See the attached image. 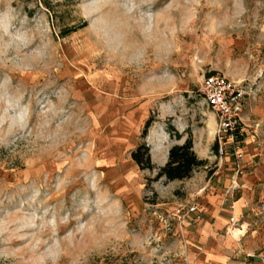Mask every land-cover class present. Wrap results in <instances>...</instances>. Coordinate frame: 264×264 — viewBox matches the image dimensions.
<instances>
[{
	"label": "rangeland",
	"instance_id": "rangeland-1",
	"mask_svg": "<svg viewBox=\"0 0 264 264\" xmlns=\"http://www.w3.org/2000/svg\"><path fill=\"white\" fill-rule=\"evenodd\" d=\"M211 73L250 94L245 173L247 137L264 152V0H0V264H264V199L230 211ZM188 136L205 164L153 180Z\"/></svg>",
	"mask_w": 264,
	"mask_h": 264
},
{
	"label": "built area",
	"instance_id": "built-area-1",
	"mask_svg": "<svg viewBox=\"0 0 264 264\" xmlns=\"http://www.w3.org/2000/svg\"><path fill=\"white\" fill-rule=\"evenodd\" d=\"M199 95L215 117V140L219 155L229 152L235 161H239L243 157L240 136L244 99L246 95H250L249 92L225 75L211 73L204 77ZM236 189L237 185L233 183L230 191L233 193Z\"/></svg>",
	"mask_w": 264,
	"mask_h": 264
},
{
	"label": "crops",
	"instance_id": "crops-1",
	"mask_svg": "<svg viewBox=\"0 0 264 264\" xmlns=\"http://www.w3.org/2000/svg\"><path fill=\"white\" fill-rule=\"evenodd\" d=\"M255 112L258 115L264 116V112ZM245 126L246 124L243 121L242 135L240 136L242 143L244 142ZM258 140H260V138L255 137L254 135H252L251 137H247L245 149L248 153H252V156L253 158H255V160H250L249 158L245 160V162L248 163L245 166L247 167V171L245 173H243V170L241 171L240 165L237 164V162H235V159L233 158L234 161L232 163L234 166L231 167V169H233L234 172H230V177L227 179L226 185H230L232 183L237 182L238 190H240L241 192V194L236 198V200L233 201V205L230 208L231 213L234 214L236 217H238L243 211L246 212L247 208L250 209V207L245 206L248 203V200L250 199V195H253L254 197H261V199H264V152L259 147L261 146V143L259 144ZM168 149L169 147H167L166 151H164V160L162 162L167 159ZM239 173L243 174L240 178L238 177ZM225 192L227 193L228 190L226 189ZM262 203H264V201ZM224 210H228L227 204L220 203V205H216L213 208V211L216 212V214L224 212ZM215 221L216 222L214 225L216 227L225 226L226 221L222 217L216 219ZM247 229L248 225H245L244 222V224L242 223L241 226L236 229L238 231L237 234L240 237H243ZM227 239H229V237H227Z\"/></svg>",
	"mask_w": 264,
	"mask_h": 264
},
{
	"label": "trees",
	"instance_id": "trees-1",
	"mask_svg": "<svg viewBox=\"0 0 264 264\" xmlns=\"http://www.w3.org/2000/svg\"><path fill=\"white\" fill-rule=\"evenodd\" d=\"M152 121L153 119L151 116L145 120L141 131V138L146 137ZM166 131L176 140H179L182 137L181 133H179L171 124L167 125ZM131 158L141 170H152L155 168L150 159L149 148L145 143L138 144L131 151ZM204 164L205 161L203 159L197 158L193 151L191 136H188L184 142L174 144L168 149L167 160L164 165L158 167L153 180H158L162 177L166 178L168 181L190 178L193 171Z\"/></svg>",
	"mask_w": 264,
	"mask_h": 264
}]
</instances>
